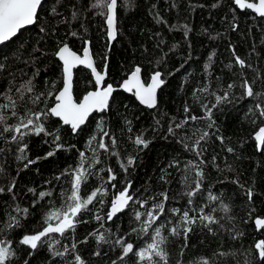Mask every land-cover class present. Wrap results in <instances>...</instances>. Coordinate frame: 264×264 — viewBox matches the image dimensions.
Masks as SVG:
<instances>
[{
  "label": "trees",
  "instance_id": "1",
  "mask_svg": "<svg viewBox=\"0 0 264 264\" xmlns=\"http://www.w3.org/2000/svg\"><path fill=\"white\" fill-rule=\"evenodd\" d=\"M117 10L111 46L99 0H45L37 22L0 47V247L11 253L4 264H80L77 256L83 264H264L256 247L264 241L256 224L264 219V145L259 150L254 137L264 125V17L235 0H118ZM87 41L116 87L137 65L146 82L162 72L158 105L149 109L117 89L109 110L77 133L54 117L63 86L57 52L67 43L82 53ZM95 88L88 69L75 70L77 100ZM29 119L34 124L15 131ZM38 124L45 128L39 135ZM81 168L79 195L101 192L74 226L35 249L21 243L58 222L52 214L71 204ZM125 190L133 199L109 219ZM160 203L163 213L155 208ZM185 211L195 223L183 220ZM149 212L158 217L150 224ZM202 216L214 222L201 223ZM161 239L166 259L139 257ZM119 240L134 251L125 255Z\"/></svg>",
  "mask_w": 264,
  "mask_h": 264
},
{
  "label": "snow or ice",
  "instance_id": "2",
  "mask_svg": "<svg viewBox=\"0 0 264 264\" xmlns=\"http://www.w3.org/2000/svg\"><path fill=\"white\" fill-rule=\"evenodd\" d=\"M101 4H103L108 12L109 15L107 16V24L110 28L109 36L112 38H115L116 31H115V10L117 7V0H99ZM235 2L241 7V8H249L254 9L258 14L261 16H264V0H258V3H246L245 0H235ZM42 0H0V42H4L9 40L11 37H14L19 30L24 28L27 25H31L35 22L37 18V12L39 7L41 6ZM57 55L59 58L63 61V70L66 75L64 87L61 91H59L58 95H56L55 99L57 103H55V106L50 109V113L55 115L56 117H60L64 124L71 125L72 129L75 131L82 125L89 114L95 110L103 111L108 106V99L111 95L113 88L112 85H108L106 88H104L101 91H93L89 92L87 95H85L81 102L77 103L72 96L71 92V81H72V68L75 64H87V66L92 69L93 72L96 73V81L97 83L101 82L103 80V76L96 72L95 68L92 65V62L88 59V52L85 50L84 53V59H81L79 56H77L74 52H72L67 45H64L62 48L59 49L57 52ZM238 62L243 65L244 61L240 60L239 57H237ZM140 71L139 68L136 69V72L132 74V79L129 81H126L124 84V87L127 88L129 91H131L133 88L136 89V95L139 97V99L149 106L155 105V99H156V90L160 87L161 84L164 83L163 80L160 79V73L156 72L152 76V82L148 86H145L142 84L137 76V73ZM231 87V86H230ZM244 87L246 88V94L247 96L251 97L254 95L253 89L251 85L245 84ZM31 86L29 82V88L28 91H31ZM10 99V98H9ZM224 99V98H218V100ZM259 107V105H257ZM15 114V113H13ZM44 115V113L36 114L37 119L40 118V116ZM261 115L264 116V109H261ZM5 117L0 115V123L4 121ZM194 119V117H193ZM34 124V121L32 119H29L26 124H22L20 126H17L15 131L20 132L21 127L27 128L28 125ZM7 130V129H5ZM33 131L39 135L40 133L45 132V128L43 124H38L35 126ZM107 135V133H105ZM207 133H205V136ZM204 137H201L203 139ZM13 140H16L17 137L13 136ZM56 139L58 140L59 137L57 136ZM256 139L260 142L261 145H264V127L259 129V132L256 136ZM115 143V141H112ZM136 144L138 145H144L147 146V142L143 140L141 137L136 138ZM57 149L62 147V145L57 144ZM101 148H106V145L103 143L100 144ZM23 151V149H21ZM231 151V149H229ZM49 156L53 155L52 152L48 153ZM82 161H83V154ZM34 161H29V163H33ZM129 165L133 163L132 159H129L127 162ZM83 172V168L78 170V173L75 177V190L72 193V196L70 197V200L72 201L71 204L68 205L67 210L63 212V214H57L53 213L52 216H54L56 219H58L60 222L53 226L52 224H48L42 231H40L37 234L34 235H26L23 237L21 243L25 245H30L32 249L37 248L38 242L42 240V238L48 236L50 233H63L65 229L72 228L73 225V219L82 211L87 209L88 205L93 202V200L97 197V194L101 192L100 188L95 189L91 192V194L87 195L86 198H82L79 195V189L82 180L85 179L84 176H82L80 173ZM110 179H114V177H110ZM0 191H3V189H0ZM195 193L189 192L188 195H194ZM41 195H45V193H41ZM165 195V199H166ZM133 198L132 196L127 194V190L121 191L119 193V196L115 199V201L112 203L111 206V212L109 213L108 218L111 219L112 216H114L116 213L122 211L125 207L128 206L129 201H131ZM210 199L215 200L216 197H210ZM225 209H227V206H224ZM155 208L159 209L161 213L164 211L163 204H156ZM173 211H179V210H173ZM141 215H143L140 212L135 213V218L139 220L141 218ZM149 221L148 223H152L155 221L158 217H153V214L149 212L148 214ZM13 222H15V218H12ZM97 220L100 219L99 216L96 217ZM183 220L188 223H195V218H190L189 213L185 211L183 213ZM204 221H208L209 223L214 222L213 218L211 216H202L201 217V223ZM256 224L264 227V219H257ZM133 231H136L133 229ZM172 234L179 235L178 228H173ZM188 231H191L190 228L185 229V235ZM156 237L161 236L160 228H156L155 230ZM99 240H104L105 237L103 234H101L98 237ZM163 242V240H158L154 243H151L148 245L147 248L141 250L138 255L141 259L145 258V255L147 253L148 259L152 258V255L161 257V259H166V253L160 248V244ZM117 243H120L123 247V252L125 255L128 253H131L134 251V245L132 243H125L123 240L117 241ZM256 247L260 250L259 255L262 259H264V241H260ZM10 250L5 247H0V264H4V262L8 259L10 255ZM56 255H60V253H56ZM77 261H80V264H83V261L80 260V257H76Z\"/></svg>",
  "mask_w": 264,
  "mask_h": 264
},
{
  "label": "water",
  "instance_id": "3",
  "mask_svg": "<svg viewBox=\"0 0 264 264\" xmlns=\"http://www.w3.org/2000/svg\"><path fill=\"white\" fill-rule=\"evenodd\" d=\"M44 2H45V0H42L41 6L39 7L38 12H37V16H38L39 10H40V8L42 7V5H43ZM245 2H246V3H258V0H245ZM117 7H118V0H117ZM117 7H116V10H115V31H116L115 38L110 37L109 34H108V38H109V41H110V46L113 44V42H114V41L116 40V38H117V25H118V10H117ZM247 9H249V8H247ZM249 10H251V11L254 12V13H256L258 16H261V15L258 14L254 9H249ZM108 15H109V12H108ZM263 17H264V16H263ZM36 22H37V18H36V20H35V22H34L33 24H31V25H27V26H25V27L22 28V29H26V28H28V27H31V26H33ZM107 26H108V24H107ZM22 29H21V30H22ZM21 30H19L18 33H17L14 37H16V36L20 33ZM109 31H110V28H109V26H108V33H109ZM14 37H11V38H10L9 40H7V41L0 42V47L3 46V45H5L6 43L10 42ZM64 45H67V46L69 47V49H70L72 52H74L77 56H79L81 59H84V58H85V57H84V53H85V50H87V52H88V59L92 62V65H93V67L95 68L96 72H99V73L103 76V80H102L101 82L97 83V81H96V73L93 72L92 69H90V68L87 66V64H79V63H77V64L74 65V67L72 68L71 92H72L73 99H74L77 103L81 102L82 99H83V97H84L85 95H87L89 92H93V91H101V90H103L104 88H106L108 85H112V88H113V91H112V93H111V95L109 96V99H108V106H107L103 111L95 110V111L91 112V113L89 114V116L87 117V119L85 120V122H84L82 125H80V127H79L78 129H76L75 131L72 129L74 133H77L78 130H79L82 126L86 125V123L89 121L90 117H91L93 114H95V113H103V112L109 110V108H110V104H111V100H112V97H113V94H114V92H115L117 89H121V90H123L124 92H126V93H128V94H134L135 97H136V99H137V101H138L142 106L147 107V108H149V109H153V108H155V107L158 105V103H159V93H160V90L162 89V87H163L164 84H165V81H164V78H163V74H162V72L159 71V73L161 74V75H160V79L163 80L164 83L161 84L160 87L157 88V90H156L155 105H154V106H149V105H147V104H144V103L139 99V97L136 95V89H135V88H133L131 91H129L127 88L124 87V84H125L126 81H129V80L132 79V74H133L134 72H136V69H137V68L140 69V71L137 73V76H138L140 82H141L142 84H144L145 86H148L149 84H151V82H152V76H153L156 72L153 73V74L150 76L149 80L146 82L145 79L143 78V69H142V67L139 66V65H137V66H135L134 70L128 75V77H127L126 79L123 80V82H122V84L120 85V87H116V86H114L112 83H110V82L107 81V80H108V66H105V68L103 69V71H100V70L97 68V66H96V62H95V59H94V56H93V53H92L91 45H90V42H89V41H87L86 46H85L84 50L82 51V53H78V52L74 51V50L70 47V45L67 44V43L64 44ZM64 45H63V46H64ZM63 46H61L60 48H62ZM60 48H59V49H60ZM58 51H59V50H58ZM57 58L60 60V62H61V64H62V69H63V61L59 58L58 55H57ZM82 67L88 69V70L91 72V74H92V76H93V79H94V81H95V83H96V88H95V89H92V90H90V91H88L86 94L83 95V97H82L80 100H77L76 97H75V94H74V78H75V70L78 69V68H82ZM65 79H66V75H65L64 70H63V86H62V88H61L59 91H61V90L63 89V87H64V83H65ZM59 91L57 92L56 95H58ZM56 95H55V97H56ZM55 103H57L56 99H55ZM54 106H55V104H54L52 107H54ZM52 107H51V108H52ZM52 115H53V114H52ZM53 116L56 117L55 115H53ZM56 118L60 119L61 122L63 123V121H62V119H61L60 117H56ZM63 124H64V123H63ZM64 125H66V126H70V127H71V125H67V124H64ZM262 127H264V125H263ZM262 127H261V128H262ZM71 128H72V127H71ZM259 129H260V128H259ZM258 132H259V130L255 133L254 137H255V140H256V142H257L258 149L261 150V149L263 148V145H261L260 142L256 139V136H257ZM118 196H119V195H118ZM118 196H117V197H118ZM117 197H115V198L113 199V202L115 201V199H116ZM126 208H127V207H125L122 211L116 213L115 215H117V214L123 212ZM115 215H114V216H115ZM59 222H60V221H58V222H56V223H51V224H52L53 226H56ZM65 230H66V229H65ZM51 234H55V232H54V233H50V234H48V236L51 235Z\"/></svg>",
  "mask_w": 264,
  "mask_h": 264
},
{
  "label": "rangeland",
  "instance_id": "4",
  "mask_svg": "<svg viewBox=\"0 0 264 264\" xmlns=\"http://www.w3.org/2000/svg\"><path fill=\"white\" fill-rule=\"evenodd\" d=\"M71 203H72V202H71ZM63 212H64V211H62V212H59V213H57V214H61V215H62V214H63ZM58 221H59V220H58Z\"/></svg>",
  "mask_w": 264,
  "mask_h": 264
}]
</instances>
